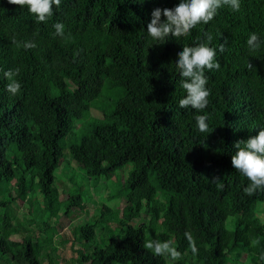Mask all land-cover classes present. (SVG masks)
Returning <instances> with one entry per match:
<instances>
[{"label":"trees","instance_id":"obj_1","mask_svg":"<svg viewBox=\"0 0 264 264\" xmlns=\"http://www.w3.org/2000/svg\"><path fill=\"white\" fill-rule=\"evenodd\" d=\"M178 3L61 0L45 22L0 0V264H57L69 240L71 264H264V190L245 193L250 180L231 159L235 142L264 126V44H248L253 32L264 41V0H241L239 10L224 4L189 36L153 44L152 10ZM206 33L220 67L206 69L210 127L202 133L197 110L179 106L175 60ZM13 79L22 85L15 95ZM129 163L107 196L123 209L102 200L100 217L71 224L64 238L59 219L85 208V190L63 188L59 171L73 181L80 168L84 183L98 186ZM38 193L43 206L32 211ZM157 237L173 240L181 256L144 246Z\"/></svg>","mask_w":264,"mask_h":264},{"label":"clouds","instance_id":"obj_2","mask_svg":"<svg viewBox=\"0 0 264 264\" xmlns=\"http://www.w3.org/2000/svg\"><path fill=\"white\" fill-rule=\"evenodd\" d=\"M19 6L27 5L28 10L35 14L38 21H47L54 13V5L59 6L61 0H11ZM143 4L144 0H133ZM229 4L234 10H239L241 0H179L174 7H155L151 12L150 22L147 24V35L153 44H164L170 37H187L192 29L198 24H207L224 5ZM164 17V18H162ZM57 34L63 36L65 25L57 22L54 25ZM213 35L206 33V41L198 44H185L178 51L175 60L176 71L182 79L180 86L185 90L178 103L181 108H192L197 110L195 116L196 128L199 132H207L210 123L209 116L204 111L209 103L211 89L208 85L206 69L219 68L220 64L216 59V47L211 45ZM248 44L252 48H259L264 44L256 33L250 34ZM34 46V45H29ZM224 45H220L221 51ZM18 71V69H17ZM5 75L11 76L12 72L6 71ZM22 85L19 80H11L7 85L8 91L15 95ZM258 133L247 139L235 142L237 151L232 155V164L244 176L248 177L250 183L244 188V192L251 195L257 190H264V126L258 128ZM193 252L197 251L195 237L186 233ZM144 246L156 255L170 257L173 260L181 256L173 240H160L158 237L146 240Z\"/></svg>","mask_w":264,"mask_h":264},{"label":"rangeland","instance_id":"obj_3","mask_svg":"<svg viewBox=\"0 0 264 264\" xmlns=\"http://www.w3.org/2000/svg\"><path fill=\"white\" fill-rule=\"evenodd\" d=\"M92 116L96 117L99 116L100 113L98 112H92ZM79 132V131H77ZM67 151V150H66ZM71 159V158H70ZM132 163H129L125 165L123 168L118 169L115 171V173L112 175L111 178L103 177V180L99 183L98 186L90 185V183H84V171L80 168H76L74 171H72V176L74 177V180L70 181L69 179L65 178L63 174L59 171L58 177L63 181V188L69 189L70 192L78 189V186L80 185L84 187L85 190V200H83L85 208L82 210L79 207H76L74 210V215L72 217L62 215L59 219L58 223V229L59 233L64 236V238L70 236L71 237V230L69 226L75 222L78 223H84L89 218H95L98 219L100 217V202L103 200L107 202L111 207H119L120 210L123 209L124 204L122 199H116V200H109L108 194L112 190H115L120 187L121 184L125 182L129 175V171L132 169ZM72 167H76V163L73 161ZM71 176V178H72ZM86 180V178H85ZM57 180V185L60 187L62 185ZM76 187V188H75ZM63 198V197H62ZM37 200V202L34 201L32 205V211H39V209L43 206V199L42 196L38 193L37 197L34 198V200ZM21 204V201L18 202V210H22L23 205L19 206ZM19 215H26L27 218L30 217V215L24 211L20 212ZM38 217V216H37ZM109 219L111 218V215L108 216ZM39 219V217H38ZM111 220V219H110ZM109 220V221H110ZM17 221L23 224H28V219H21L20 217L17 218ZM110 222L113 224V219ZM103 224V223H102ZM100 224V225H102ZM29 225V224H28ZM113 226V225H112ZM66 236V237H65ZM12 237L16 240H21L22 236L20 233H14ZM70 239V238H69ZM64 254L59 253L56 256V263L57 264H71L69 261L71 257H75L77 253L72 250V240H69L67 242V245L63 248Z\"/></svg>","mask_w":264,"mask_h":264}]
</instances>
